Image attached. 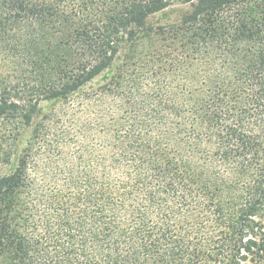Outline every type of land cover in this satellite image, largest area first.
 Segmentation results:
<instances>
[{
	"label": "trees",
	"instance_id": "16d2710c",
	"mask_svg": "<svg viewBox=\"0 0 264 264\" xmlns=\"http://www.w3.org/2000/svg\"><path fill=\"white\" fill-rule=\"evenodd\" d=\"M0 264H264V0H0Z\"/></svg>",
	"mask_w": 264,
	"mask_h": 264
},
{
	"label": "rangeland",
	"instance_id": "374dc122",
	"mask_svg": "<svg viewBox=\"0 0 264 264\" xmlns=\"http://www.w3.org/2000/svg\"><path fill=\"white\" fill-rule=\"evenodd\" d=\"M175 16V15H174ZM167 17H164V15L163 14H158V15H156L155 17H153L152 19H151V21L152 22H164V21H166V20H168V18L166 19ZM171 18H172V16H171Z\"/></svg>",
	"mask_w": 264,
	"mask_h": 264
}]
</instances>
